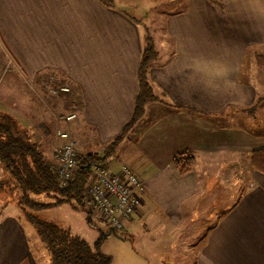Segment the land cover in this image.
I'll use <instances>...</instances> for the list:
<instances>
[{"label": "crops", "instance_id": "obj_1", "mask_svg": "<svg viewBox=\"0 0 264 264\" xmlns=\"http://www.w3.org/2000/svg\"><path fill=\"white\" fill-rule=\"evenodd\" d=\"M128 1L0 0V78L15 69L23 87L10 106L0 101V111L21 128L39 130L57 104L40 91L63 82L80 101L82 130H92L101 145L116 137L133 113L149 36L122 8ZM163 2L184 5L163 17L170 53L161 58L151 38L156 55L147 77L157 99L145 104L137 136L126 137L134 146L124 152L144 190L123 227L134 229L136 216L154 213L156 222L144 228L181 236L189 264H264V172L250 163L251 153L264 148V71L257 67L264 0L155 4ZM184 149L195 163L180 174L170 159ZM34 255L23 222L0 215V264H36Z\"/></svg>", "mask_w": 264, "mask_h": 264}, {"label": "rangeland", "instance_id": "obj_2", "mask_svg": "<svg viewBox=\"0 0 264 264\" xmlns=\"http://www.w3.org/2000/svg\"><path fill=\"white\" fill-rule=\"evenodd\" d=\"M111 2L116 6H121V3L116 4L115 0H111ZM155 2L156 0H130L127 5H122V8L140 22L142 28H145L146 34L154 40L156 49L162 50L161 52L163 53V56L161 58H164V55L166 56L170 53L171 46L165 34L163 21L164 14L168 11L169 7H175L177 9L183 6L184 2H180V4L174 3L172 6H170V3L166 2L160 4H155ZM145 7L150 9L146 10ZM257 62V67L259 66V68L264 71V54L260 55ZM247 64L246 61L244 69L249 67V64ZM16 72L15 69H8L6 76L2 79L0 78V101L2 100L5 105L8 106H10L15 100L12 98L18 97V92L23 90L21 79H19L20 77ZM14 75L18 79H14ZM54 83L57 84V82H49L44 94L42 93L43 91H40L45 98H51L50 100L57 103L55 104L56 107L47 110L48 116L46 119L42 120L43 122L41 121L43 123L42 125H45V128H47L48 131H46V129L42 130L43 128L38 130L34 127V130L28 132L26 130V134L29 135L32 140L37 142L39 148L49 158L54 157L53 152L55 144L58 143L55 138L56 128L69 130V140L74 141L72 142L76 146L77 155H86L88 153L101 155L105 145H101L97 142L98 139L92 130L87 128L82 130L80 127V116L77 109L70 107L67 108L65 106L66 102L64 97L60 96L61 94L59 93L57 95L55 88L56 84ZM12 86H15V89H17L12 90ZM62 86H66L67 91L69 90L67 85ZM49 93L53 96L49 95ZM262 98L263 102L260 107L261 111L259 112L261 116L258 114V117H261L264 120V94L262 95ZM19 109H22L20 111L25 112V107H20ZM73 112L75 113V116L67 120L66 116ZM2 113L9 114L10 117L13 118L12 114L5 109L0 111V114ZM137 121L138 120L133 123V125L135 124L134 126L132 125L133 128L131 126L128 129L130 130L132 128V130L128 132L126 130V135H124L125 137L123 136L124 139L120 141L116 150L108 156L109 158L105 159V163L108 162L107 164L114 168H117L119 165H127L131 168L125 160L126 156L124 157V152L127 155L130 154L128 153L129 149L134 146V143H131L130 139L127 140L126 137L130 136L133 139L137 136L136 133H138V129L141 125V123ZM15 128L24 134L23 130L25 127L21 128L20 125L16 124ZM84 133L85 136H83ZM133 151H135L134 148ZM3 176V171L0 168V178ZM140 180L144 185V181L141 178ZM90 182L91 176L89 175L88 184ZM2 188L0 189V215L13 213L23 222V225L28 232V244L30 250L34 254L36 253V264H47L48 261L46 259L49 257L48 253L50 252L38 237L32 224L24 216L18 215L15 201L9 193ZM38 198L46 201L50 200L49 197L47 198L44 195H40ZM40 216L67 229L72 236L84 240L91 250L99 251L102 254L108 255L110 257V264H189L190 262L188 259L189 255L183 251L185 246L181 242L184 241V239L181 236L179 237L175 232L171 233V228L154 227L152 224L150 225L151 228H144L143 224L148 225V223L156 222V216L154 213H147V217L144 219H139L136 216L133 219L135 221L134 229L121 227L115 228L114 231L110 229V225L96 210L90 211L88 223L86 213L83 210L74 209L67 203L48 206L41 211ZM125 222L126 221H124V224ZM126 226L127 225H125V227Z\"/></svg>", "mask_w": 264, "mask_h": 264}, {"label": "trees", "instance_id": "obj_3", "mask_svg": "<svg viewBox=\"0 0 264 264\" xmlns=\"http://www.w3.org/2000/svg\"><path fill=\"white\" fill-rule=\"evenodd\" d=\"M99 1L109 6L112 4L111 0ZM155 55L152 39L146 36L137 70L139 90L130 119L125 123L123 130L106 143L101 155L76 153L78 167L72 170L71 177L64 184L56 172V159L49 158L37 142L26 134V130H30L27 128L23 130L24 134L21 133L15 128L17 123L9 114H0V168L4 175L0 178V189L3 187L2 189L9 193L15 201L18 215L24 216L32 224L38 237L47 247L50 252L46 259L47 264H110L108 255L91 250L84 240L72 236L67 229L41 217L40 214L48 206L67 203L74 209L83 210L89 223V210L92 205L87 193L89 173L84 167L87 163L94 162L107 164L105 159L122 140L126 130L143 114L145 104L157 99L147 77L148 66ZM62 85H67L69 90H59L58 87ZM55 88L57 95L59 93L64 97L67 108H79L77 103L80 101L76 100L75 91L71 90L69 84L60 82ZM42 124L40 123L39 127L48 131ZM194 163L195 156L187 149L176 152L170 159V164L180 174L190 171ZM250 163L254 169L264 172V148L251 153ZM40 195L49 197L50 200H41L38 198Z\"/></svg>", "mask_w": 264, "mask_h": 264}, {"label": "built area", "instance_id": "obj_4", "mask_svg": "<svg viewBox=\"0 0 264 264\" xmlns=\"http://www.w3.org/2000/svg\"><path fill=\"white\" fill-rule=\"evenodd\" d=\"M58 89L67 91L66 86ZM73 116L74 112L66 118L69 120ZM69 137V130L56 128L55 138L58 143L55 144L53 155L58 161L56 172L63 184L71 177L72 170L78 167L76 146ZM108 165L94 162L89 163L88 167L85 165L84 169L91 176L87 186L92 205L89 211L96 210L110 228L115 229L121 228L125 219L135 213L144 185L138 174L127 165H119L117 168Z\"/></svg>", "mask_w": 264, "mask_h": 264}, {"label": "water", "instance_id": "obj_5", "mask_svg": "<svg viewBox=\"0 0 264 264\" xmlns=\"http://www.w3.org/2000/svg\"><path fill=\"white\" fill-rule=\"evenodd\" d=\"M86 166L88 167L89 166V163H87ZM111 230H112V228H111Z\"/></svg>", "mask_w": 264, "mask_h": 264}]
</instances>
